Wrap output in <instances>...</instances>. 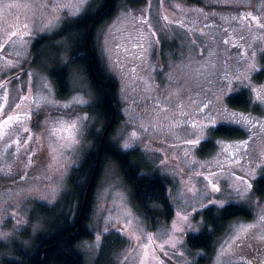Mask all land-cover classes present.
<instances>
[{"label":"rangeland","instance_id":"1","mask_svg":"<svg viewBox=\"0 0 264 264\" xmlns=\"http://www.w3.org/2000/svg\"><path fill=\"white\" fill-rule=\"evenodd\" d=\"M100 1L0 0V264L12 256L14 243H31L43 228L37 206L60 204L69 190L70 173L103 128L91 110L96 94L88 75L69 61L71 45L55 42L36 60L32 50L37 38L54 34ZM261 24L264 0H145L137 7L122 2L99 28L100 60L118 82L120 118L111 140L124 151L138 150L145 171L166 179L174 214L151 226L134 203L120 168L107 161L95 189L91 235L78 241L85 264H96L110 235L124 241L111 253L113 264L255 260L238 246L250 237L264 241V222L259 220L264 196L257 192V180L264 176V107L250 103L243 110L228 100L246 93L245 85L264 86V76L257 78L250 68L264 69ZM56 65L68 68L63 94L50 74ZM246 94L250 98L251 93ZM74 98L82 103H73ZM66 104L72 107H61ZM222 107L251 124L230 125L239 129L240 137H215L214 151L202 154L203 141H188L213 137L210 124L219 126ZM73 121L83 132L78 145L66 149L60 146V136L72 134ZM125 144L133 147L126 149ZM237 177L247 180L251 189L245 191L247 185ZM236 188L244 193L243 199ZM229 200L251 213L229 225L260 227L244 233L228 226L210 257L191 249L181 218L187 215L200 231L208 209L202 206ZM193 209L200 211L199 219ZM173 225L183 231H175ZM257 257L264 262V251Z\"/></svg>","mask_w":264,"mask_h":264},{"label":"trees","instance_id":"2","mask_svg":"<svg viewBox=\"0 0 264 264\" xmlns=\"http://www.w3.org/2000/svg\"><path fill=\"white\" fill-rule=\"evenodd\" d=\"M144 1L101 0L99 5L93 3L84 15L66 22L54 34L41 36L33 43L32 50L35 60L43 56L45 49L48 46H53L55 42L64 40L71 45L69 61L74 66L82 68L88 75V80L96 94V102L91 110L102 120L103 128L96 136L92 137L94 144L86 151L82 162L70 173L69 190L63 196L60 204L55 207L47 204L37 206L36 212L43 221V228L39 229L31 243H14L11 247L12 256L5 258L2 264H85V257L79 249L78 241L91 235L88 225L95 189L101 179L104 163L109 160L116 163L120 168L126 183L131 188L134 203L151 226L160 218L169 219L174 214L166 179L157 172L145 171L138 150L124 151L111 140L114 128L120 118L118 82L105 69L96 46L99 28L115 13L122 2L137 7ZM109 10L110 12H108ZM262 61L264 63V54ZM50 74L60 93L63 94L68 86V68L56 65ZM231 97L228 102L232 107L248 109L249 104L244 103V100L248 98L247 94L241 96L239 101H233ZM115 111V122L106 136L101 162L97 167L102 136ZM230 128V131L215 132L213 138L233 139L240 137L239 129L233 126ZM201 149L203 150L201 151ZM201 149L202 154H209L215 148L211 144H203ZM93 177L95 179L94 184L90 190L86 211L83 215V230L79 236L72 238L71 235L79 228L80 212ZM257 192L260 196H264V180H257ZM210 208L211 211L209 208L203 211L204 226L199 231L201 239L194 244L188 235L189 247L193 250L202 251L209 257L214 252L220 237L226 233L231 221L251 217L250 211L242 205L230 209L228 213L214 207ZM123 243L124 241L119 237L108 236L102 245L96 264H113L111 253L119 249ZM45 248L48 249L44 259Z\"/></svg>","mask_w":264,"mask_h":264},{"label":"snow or ice","instance_id":"3","mask_svg":"<svg viewBox=\"0 0 264 264\" xmlns=\"http://www.w3.org/2000/svg\"><path fill=\"white\" fill-rule=\"evenodd\" d=\"M83 2L86 3L87 0H83ZM260 26L264 27V24H261ZM13 35H16V33H13ZM250 68H251L252 71H256L257 72V78H259V76H264V69L257 70L254 65H250ZM246 79H247V77H246ZM245 90H246V93H251L250 98H246L244 100L245 104L252 103V104H256L258 107H264V86H261L260 88H256L255 86L245 85ZM246 93H241L239 95H234L233 97H231V99L233 101H239L241 99V96L245 95ZM73 103L79 104V103H82V101L79 100L78 98H74L73 99ZM61 107L70 109L72 107V104L62 105ZM221 111L223 113V117H222V119L219 122V126H217L216 122H211V124H210V129L212 130L213 134L215 132H220V131H230L231 130L230 125H232V124H244L245 126L251 124V121L247 117H237L236 114H234V113H228L227 110L224 109L223 107L221 108ZM8 119L11 120L12 117H9ZM80 119L84 120V119H87V118L86 117H81ZM5 123H7V121H5ZM70 128L72 130V134L71 135H69V136H60L61 141H63V143H61L60 146L63 147V148H66V149L75 148L78 145V143H79V136L83 132V128L82 127H77V124L74 121L71 122ZM52 135L53 136H57L58 133L57 132H53ZM132 135H133V137H135V133H133ZM202 141L204 142L205 145L214 143L212 135H208V136H204V137H198L195 140L188 141V143L199 145V144H201ZM132 147H133L132 144H125L124 145V148H126V149L127 148H132ZM239 147H241V146H237V151H239ZM202 150L203 149H201V151ZM224 151H228V148H224ZM237 179L238 180H242L243 183L247 185V189L245 191L251 189L252 185L248 184L247 180H243L242 177H237ZM260 179L264 180V176H261ZM212 191L219 192L220 188L213 187ZM234 191H236V193L240 196V198L243 199L244 193L241 192L239 188L234 189ZM211 205L213 207H216V208L220 209V210H223L225 213H228L230 211V209H232V208L240 207L239 202L238 201H233V200H229L226 203H222V204H217L216 201H211ZM202 207L203 208H209V205H203ZM193 211L196 214L195 218L199 219V216L201 214L200 211L196 210V209H193ZM209 211H211V208H209ZM181 219L187 224L188 235L190 236V238L192 239L193 243L195 244L196 241L201 239V237L199 235L198 228H196V226H194L193 224H191L189 222V217L187 215L183 216ZM259 220L261 222H264V214L260 215ZM250 227H260V225L257 224V225H252V226H248V227L239 226V228H237L236 225H229V229L230 230H232V231H237L238 230V231L244 232V233H247ZM173 228H174L175 231H178V232H182L183 231V229L176 228L175 225H173ZM260 239H264V235H261ZM178 242L180 244H183L182 240H180ZM175 246H176L175 242L171 243V247L175 248ZM223 254L224 253H221V255H223ZM181 255H182V253H181Z\"/></svg>","mask_w":264,"mask_h":264},{"label":"water","instance_id":"4","mask_svg":"<svg viewBox=\"0 0 264 264\" xmlns=\"http://www.w3.org/2000/svg\"><path fill=\"white\" fill-rule=\"evenodd\" d=\"M108 12H110V10ZM115 117H116V114L113 115L112 121L110 122V124L108 125V127L105 129V131L103 133L102 140H101V143H100L99 155H98V160H97V167L100 165L101 158H102V148H103V145L105 143L106 136H107L108 132L110 131V129L113 126V123L115 121ZM94 180L95 179L93 177L92 181L89 184V187H88L85 199H84V203H83V206H82V209H81V212H80V216H79V228L77 229V231L75 233H73V235H71L72 238L79 236L81 234L82 230H83V215H84V213L86 211V206H87V202H88V198H89V193H90V190H91V188H92V186L94 184ZM47 249L48 248H45L44 252H43V258L44 259L46 258Z\"/></svg>","mask_w":264,"mask_h":264},{"label":"flooded vegetation","instance_id":"5","mask_svg":"<svg viewBox=\"0 0 264 264\" xmlns=\"http://www.w3.org/2000/svg\"><path fill=\"white\" fill-rule=\"evenodd\" d=\"M238 248L246 256L255 258V260L251 261L252 263L249 264H264V262H261L262 259L257 257L258 253H263L264 251V241H259V239L250 237L249 239L242 240Z\"/></svg>","mask_w":264,"mask_h":264},{"label":"bare ground","instance_id":"6","mask_svg":"<svg viewBox=\"0 0 264 264\" xmlns=\"http://www.w3.org/2000/svg\"><path fill=\"white\" fill-rule=\"evenodd\" d=\"M114 114H116V111L114 112ZM111 121H112V120H111ZM110 130H111V129H110ZM109 132H110V131H109ZM109 132H108V133H109Z\"/></svg>","mask_w":264,"mask_h":264}]
</instances>
